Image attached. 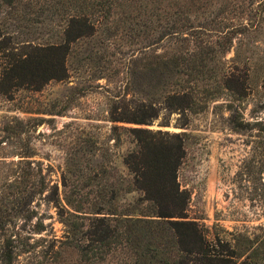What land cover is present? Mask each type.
Here are the masks:
<instances>
[{
	"label": "trees",
	"instance_id": "16d2710c",
	"mask_svg": "<svg viewBox=\"0 0 264 264\" xmlns=\"http://www.w3.org/2000/svg\"><path fill=\"white\" fill-rule=\"evenodd\" d=\"M262 30L264 0H0V49H23L2 55L4 96L66 78L75 56L106 75L113 38L118 50L142 53L126 72L131 97L112 101L107 114L112 131L130 138L125 172L73 153L60 193L50 190L61 233L41 238L38 264H264V232L226 237L188 215L189 194L176 179L187 134L146 127L161 109L188 111L197 87L206 94L210 83H221L232 100L255 82L264 89V70L248 66L246 55L253 49L248 36ZM159 46L170 50L153 51ZM231 47L232 62L221 73L216 49ZM33 230L41 232V222ZM15 246L2 244L1 264H11Z\"/></svg>",
	"mask_w": 264,
	"mask_h": 264
},
{
	"label": "rangeland",
	"instance_id": "374dc122",
	"mask_svg": "<svg viewBox=\"0 0 264 264\" xmlns=\"http://www.w3.org/2000/svg\"><path fill=\"white\" fill-rule=\"evenodd\" d=\"M48 26L58 28L55 21ZM248 39L253 49L246 52L247 65L264 70V30ZM36 41L40 40L32 42ZM117 42L113 38L107 43L114 54L108 57L106 75L78 65L75 56L66 78L49 80L38 90L24 86L10 95L0 94V251L4 242L16 245L11 264H38L45 243L41 238L60 235L50 190L56 186L60 193L61 173L73 153L125 172L121 157L130 138L112 131L107 114L112 101L131 97L124 94L126 72L130 58L142 53L136 46L118 50ZM162 47L153 51L170 50ZM232 47L221 53L216 49L214 66L221 73L230 67ZM21 50L0 49V62L4 53ZM209 86L206 94L194 88L188 111L161 109L146 127L188 136L176 172L180 188L189 194L188 215L226 237L237 232L252 236L264 232V89L255 82L232 100L221 83ZM230 115L241 124L234 127ZM165 121L166 126L161 124ZM182 122L184 127H179ZM35 222L43 225L39 233L33 230Z\"/></svg>",
	"mask_w": 264,
	"mask_h": 264
}]
</instances>
